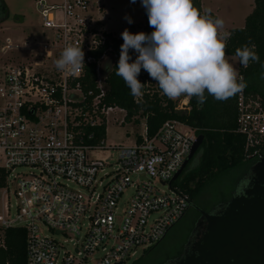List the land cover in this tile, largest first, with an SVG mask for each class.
Returning <instances> with one entry per match:
<instances>
[{"label": "built area", "instance_id": "obj_1", "mask_svg": "<svg viewBox=\"0 0 264 264\" xmlns=\"http://www.w3.org/2000/svg\"><path fill=\"white\" fill-rule=\"evenodd\" d=\"M102 2L36 0L40 30L35 39L22 41L27 56L15 60L10 52L19 45L3 41L1 50L9 56L0 57V169L5 171L0 245L3 229L23 228L26 264H124L138 248L144 252L160 242L190 207L188 194L172 178L196 140L194 130L167 120L152 137L144 127L129 145L105 147L103 139H96L102 126L105 136L110 117L124 123L126 115L103 102L119 56L114 39L122 37L98 24L93 10L99 13ZM68 44L81 45L84 53L85 66L73 73L54 66ZM186 105L183 98L176 108ZM236 109L245 159L259 161L264 106L244 88L237 93ZM107 148L117 154L116 167L108 171L109 163L90 156ZM16 167L27 172L15 173ZM128 188L131 196L119 208ZM39 224L69 237L71 246L41 234Z\"/></svg>", "mask_w": 264, "mask_h": 264}, {"label": "trees", "instance_id": "obj_2", "mask_svg": "<svg viewBox=\"0 0 264 264\" xmlns=\"http://www.w3.org/2000/svg\"><path fill=\"white\" fill-rule=\"evenodd\" d=\"M193 6L204 12L201 0H193ZM214 16V14L209 13ZM7 18L6 7L0 0V22ZM141 30L148 33L151 28L147 22L144 11ZM230 38L226 42L225 55L234 56L236 50L244 45H255V52L259 57L256 62H249L247 67L238 64V74L246 79L255 72L264 70V0H254V7L245 16L244 25L240 28H232ZM121 39H114V46L119 48ZM134 59L135 53L129 50ZM118 60V59H117ZM107 78V91L103 100L105 105L116 106L126 111L125 122L137 115L144 119L146 134L152 137L167 120H177L197 135H202V141L193 157L180 176L172 182L185 191L192 204L205 185L221 173L235 169L245 162H249L244 171L253 162L245 159L244 137L236 132L237 127V93L225 100H217L205 93V100L201 104L196 97L180 96L175 99L166 97L158 85L152 80L146 71L141 69L138 80L143 83L142 95L135 97L130 94L123 80L115 75V65ZM246 95L258 96L264 106V93L258 89L248 90ZM253 93V94H251ZM187 97L189 109H177L181 98ZM134 123L139 120L134 119ZM104 127L98 129L96 139L104 137ZM195 160V161H194ZM192 165L189 167V164ZM243 171V172H244ZM5 171L0 169V186L3 185ZM226 199H224L225 201ZM25 230L21 227H9L3 229V244L0 245V264H26ZM159 243V242H158ZM158 243L156 245H158ZM155 246V245H154ZM154 246L145 250V256ZM133 264H139L137 262Z\"/></svg>", "mask_w": 264, "mask_h": 264}, {"label": "clouds", "instance_id": "obj_3", "mask_svg": "<svg viewBox=\"0 0 264 264\" xmlns=\"http://www.w3.org/2000/svg\"><path fill=\"white\" fill-rule=\"evenodd\" d=\"M129 2L136 3V0ZM139 3L152 30L148 33L122 30L115 65V75L123 80L131 95H142L143 83L137 78L141 69L169 99L184 95L196 97L202 104L205 93L225 100L247 86L234 65L225 59L231 32L222 31V18L199 11L193 6V0H139ZM124 19L128 24L133 22L128 15ZM130 49L135 53L134 59ZM235 55L243 67L259 60L255 45H244ZM110 65H104L106 70ZM54 66L58 71L69 73L85 66L81 45H66Z\"/></svg>", "mask_w": 264, "mask_h": 264}, {"label": "rangeland", "instance_id": "obj_4", "mask_svg": "<svg viewBox=\"0 0 264 264\" xmlns=\"http://www.w3.org/2000/svg\"><path fill=\"white\" fill-rule=\"evenodd\" d=\"M6 7L7 18L0 22V57L5 58L9 53L2 52L3 41L5 38H10L13 42L19 45V49L10 52L13 54L15 60L23 59L27 56V51L22 47L23 40H33L37 35L39 28V17L35 8L36 0H2ZM46 1H60V0H46ZM95 6V3H94ZM202 10L207 13L214 14L215 17H220L224 21L222 31H229L232 28H240L244 25V18L248 15L254 7V0H201ZM99 13L93 10L96 18L100 19L98 24L102 25L106 30L115 36L121 37L120 33L125 28L130 32L142 31L141 25L143 22L144 9L140 6L139 0L136 3H130L129 0H103L101 5H98ZM128 15L132 18V23L128 24L124 16ZM225 59L231 62L238 72V59L234 56L225 55ZM263 71V70H262ZM183 98L180 99L178 105H181ZM177 105V106H178ZM122 114L118 113L117 117L121 119ZM114 116L112 119H115ZM109 118L107 129L103 138L105 147L114 144L129 145L133 143L135 137L144 131V119L133 116L131 120L124 123H113ZM134 119L139 120V123H134ZM92 158L102 159L109 163L106 170H111L116 167V151L111 148L92 152ZM195 161V160H194ZM189 164V167L194 162ZM231 169L227 172L221 173L214 179L209 181L201 190L199 195L193 200L191 206L186 211L187 214L182 221L177 222L169 229L164 238L155 245L145 256L141 248L137 249V254L126 259L124 264H160L166 258L175 255L183 246L187 233L191 227L197 210L208 211L215 204L227 199L233 190L235 183L241 176L246 165ZM15 173L27 172L25 167H16ZM71 188H76L73 183H69ZM161 190L165 186L157 185ZM132 190L126 189L119 199V208L124 207L131 196ZM10 203L13 204L10 213L14 215L15 197L11 195ZM39 231L43 235L58 242H67L69 237L62 234H56L49 231L44 224L38 225Z\"/></svg>", "mask_w": 264, "mask_h": 264}, {"label": "water", "instance_id": "obj_5", "mask_svg": "<svg viewBox=\"0 0 264 264\" xmlns=\"http://www.w3.org/2000/svg\"><path fill=\"white\" fill-rule=\"evenodd\" d=\"M202 138L197 135L172 180L186 168ZM197 211L181 253L162 264H264V156L248 166L225 201Z\"/></svg>", "mask_w": 264, "mask_h": 264}, {"label": "crops", "instance_id": "obj_6", "mask_svg": "<svg viewBox=\"0 0 264 264\" xmlns=\"http://www.w3.org/2000/svg\"><path fill=\"white\" fill-rule=\"evenodd\" d=\"M262 73H264V70L261 72H255L252 73L247 79H246V84H247V89L252 90V89H258L264 93V76H262ZM253 94V93H251ZM185 101H187V97L184 98ZM185 109H189L187 106L184 107ZM247 169V168H246ZM246 171V170H245ZM244 171V172H245ZM243 172V173H244ZM242 173V174H243ZM241 174V176H242ZM240 176V177H241ZM239 177V178H240Z\"/></svg>", "mask_w": 264, "mask_h": 264}, {"label": "flooded vegetation", "instance_id": "obj_7", "mask_svg": "<svg viewBox=\"0 0 264 264\" xmlns=\"http://www.w3.org/2000/svg\"><path fill=\"white\" fill-rule=\"evenodd\" d=\"M190 206H191V204H190ZM186 214H187V212H185V214H184L183 217L180 219V221L183 220V218L186 216ZM198 216H199V213H198V211H197L196 216H195L194 220H193L192 223H191V227H190V229H189V231H188V233H187V236H186V238H185V241H186V239H187V237H188V235H189V233H190V230L192 229V227H193V225H194L196 219L198 218ZM185 241H184V243H185ZM183 245H184V244H183ZM182 248H183V246H181L180 250H179L175 255L166 258L163 262H165L167 259H171V258H174V257L178 256V255L181 253ZM163 262H161L160 264H162Z\"/></svg>", "mask_w": 264, "mask_h": 264}]
</instances>
